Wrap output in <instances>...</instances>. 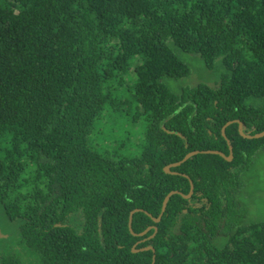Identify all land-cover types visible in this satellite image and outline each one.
<instances>
[{
	"label": "trees",
	"instance_id": "obj_1",
	"mask_svg": "<svg viewBox=\"0 0 264 264\" xmlns=\"http://www.w3.org/2000/svg\"><path fill=\"white\" fill-rule=\"evenodd\" d=\"M236 121L264 132V0H0V264H264Z\"/></svg>",
	"mask_w": 264,
	"mask_h": 264
},
{
	"label": "rangeland",
	"instance_id": "obj_2",
	"mask_svg": "<svg viewBox=\"0 0 264 264\" xmlns=\"http://www.w3.org/2000/svg\"><path fill=\"white\" fill-rule=\"evenodd\" d=\"M193 66L195 69L193 75L197 77L202 76L204 81L214 83V77H211L205 69H202L200 62L194 61ZM128 130L130 136L134 137V132L137 131V127L134 128L131 125L128 127ZM238 201L239 209L237 207L236 212L237 216L239 215V222L245 224L264 222V151L256 156L252 167L244 170L243 183ZM3 247L0 244V249Z\"/></svg>",
	"mask_w": 264,
	"mask_h": 264
},
{
	"label": "water",
	"instance_id": "obj_3",
	"mask_svg": "<svg viewBox=\"0 0 264 264\" xmlns=\"http://www.w3.org/2000/svg\"><path fill=\"white\" fill-rule=\"evenodd\" d=\"M234 121H231V122H228L227 123V125L222 129V132H223V136L225 137V134H224V132H225V129H226V127L228 126V125H230L231 123H233ZM236 122H238V124H239V133L243 136V137H245V138H261V137H264V132H262V133H260V134H257V135H255V136H252V135H250L249 133L248 134H246V133H244L243 132V124L241 123V122H239V121H236ZM226 138V137H225ZM228 146H229V151H230V153H229V156H225L224 155V153H222V152H220V151H217V150H205V151H193V152H190V153H188L181 161H179V162H176V163H173V164H170V165H168L166 168H165V172L166 173H172V174H179V173H177V172H172L171 171V168H173V167H178V166H180L182 163H184L185 161H187L189 158H191L192 156H195V155H197V154H199V153H202V154H215V155H219V156H221V157H223L225 160H227V161H231L232 160V158H233V149H232V146L230 145V143H229V141H228ZM183 176H185V175H183ZM186 177H188V176H186ZM190 185H191V190H190V194L189 195H183V194H181L180 192H178V191H171L166 197H165V199H164V202H163V207H162V213L160 214V216L158 217V218H154L152 215H150V214H148L150 217H152V219H153V221L154 222H160V220H161V218H162V215H163V212L165 211V209H166V205H167V203H168V201H169V199H170V197L172 196V195H175V194H180L181 196H183L184 198H190L192 195H193V192H194V186H193V182H192V180H190ZM140 211H143V210H141V209H135L134 211H132L131 212V214H130V216H129V229H130V232L133 234V235H137V236H143V235H145L152 227H149L148 229H146L144 232H142V233H140V234H135L134 232H133V229H132V218H133V214L134 213H136V212H140ZM154 228V230H155V233H156V231H157V228L156 227H153ZM0 237H5V235H2V234H0ZM149 238H151V237H149ZM142 250H152L153 252H154V255H153V261H152V264H154V259H155V251H154V249L152 248V247H146V248H143ZM133 251L134 252H136V250L135 249H133Z\"/></svg>",
	"mask_w": 264,
	"mask_h": 264
},
{
	"label": "clouds",
	"instance_id": "obj_4",
	"mask_svg": "<svg viewBox=\"0 0 264 264\" xmlns=\"http://www.w3.org/2000/svg\"><path fill=\"white\" fill-rule=\"evenodd\" d=\"M152 228H153V227H152ZM147 229H148V228H147ZM153 229H154V228H153ZM150 230H151V229H150ZM147 233H148V232H147ZM147 233H146V234H147ZM146 234H145V235H146ZM145 235H143V236H145ZM154 235H155V233L151 236V238L154 237ZM143 236H142V237H143ZM151 238H147V239H144V240H142V241L145 242L146 240L151 239ZM137 244H138V243H137ZM147 247H151V246H147ZM145 248H146V247H145ZM153 249H154V248H153ZM137 251H138V250H136V252H137ZM141 251H147V250H142V249H141ZM154 251H155V250H154ZM153 255H154V253H153ZM154 260H155V259H154ZM152 261H153V259H152ZM154 264H155V261H154Z\"/></svg>",
	"mask_w": 264,
	"mask_h": 264
}]
</instances>
